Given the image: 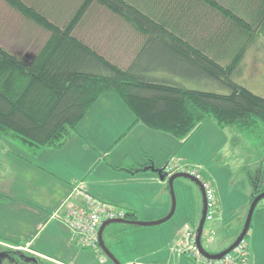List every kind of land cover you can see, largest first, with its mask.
<instances>
[{"label":"trees","instance_id":"1","mask_svg":"<svg viewBox=\"0 0 264 264\" xmlns=\"http://www.w3.org/2000/svg\"><path fill=\"white\" fill-rule=\"evenodd\" d=\"M3 1L49 32L37 51L26 49L18 55L0 46V137L31 153L60 146L74 136L79 121L105 94L115 95L132 113L130 127L142 123L178 139L189 137L207 117L220 127L232 126L257 138L264 133V95L246 85L244 63L264 28V0L259 26L253 29L225 0H193L242 25L245 33L232 46L222 36L210 38L209 30L205 35L190 34L184 20L192 0L181 12L183 0H170L169 21L157 6L151 5L152 13L143 0H81L62 26L23 0ZM93 3L142 36L125 65L114 63L75 35V27ZM205 85L210 89H202ZM142 167L168 177L163 169ZM259 181H250L249 205L264 192ZM261 206L264 198L254 211ZM125 219H133L131 212L126 211Z\"/></svg>","mask_w":264,"mask_h":264},{"label":"rangeland","instance_id":"2","mask_svg":"<svg viewBox=\"0 0 264 264\" xmlns=\"http://www.w3.org/2000/svg\"><path fill=\"white\" fill-rule=\"evenodd\" d=\"M23 1L47 16L49 21H52V23L59 26H62L67 22L81 2V0ZM188 1L189 0H183L181 6L182 9L179 8L180 10H177L181 12L188 7V5L190 6V8L186 10L188 19L184 20L189 25V28L192 29L190 30V34L205 35L207 34V30H209L210 33H212L210 38H214L215 35L222 36L228 42H231L229 44L232 46L234 44L233 42L245 33L242 25L233 20L222 17L219 13L210 9L202 2H195L192 0V3L187 5ZM225 1L232 9L236 12H240L242 16L246 17L243 22H246V25L251 29L259 26L258 22L261 17L260 11L262 0ZM143 2H146L149 6L152 5L155 8L157 6L158 9L163 11L162 16L167 18V20L170 19V10L173 7V2L170 5V0H143ZM152 6L150 11L153 13ZM241 11H244L245 14H242ZM248 14L251 16L248 17ZM177 18H179V16H177ZM185 26L186 25L183 24L184 28ZM75 28L74 33L78 38L118 65H125L127 63V56L130 57L131 54H133V51L138 45H140L142 38L140 34L130 25L125 23V21L118 16L111 14L105 7L96 3H93L89 7ZM48 36L49 32L46 29L36 25L33 21L24 18L19 12L7 5L6 2L0 0L1 47L9 49L11 52H18V55H21L26 49L32 51L39 50ZM256 38L255 51H249L244 58L248 73V75H245V79H247L245 82L252 91L264 95V62H262L264 61V28L263 30H259ZM128 46H130L129 49H127ZM207 84L211 83L207 82ZM205 88L210 89V86H202V89ZM213 89H215L214 86ZM103 98H105L102 99V102L104 103L109 98H115L120 102V99L113 94H105ZM101 113L97 116L98 125L93 123V121L83 119L86 115L82 118L83 120L81 119L82 121L80 120L81 122L79 121L80 129H87V137H83L85 141L77 140L73 143V150L67 149L70 144L68 141V145L63 146L59 150L44 148L39 155L36 154L32 156L26 151L21 152V155H27V158L32 164L51 162L52 167L50 171L53 168L56 172L64 173L67 171L65 169L66 167H71L72 170H76L81 166V162L86 159L85 154L82 152L87 149L91 150L94 147H101L95 148L100 154L96 151H93L95 153L91 154L93 163L101 161L100 163L104 162L106 164H113L118 163L114 157H106L107 159L105 158V160L104 157L105 155L110 154L108 153L109 150H115L117 145L123 144L124 147H131V150H133L134 147L139 148L142 144L149 146L150 148H152L155 143H158L159 146L165 144L163 143V136H165V134L161 133V131H151L146 128L147 126L142 127L141 129L135 127L126 135L120 136L133 119L127 120V123L116 122L117 124L113 125L110 122L112 116L107 115L104 117L103 114L102 118ZM113 119H116L115 115L113 116ZM215 126L214 120L211 117L205 118L201 123L200 128L192 132L191 137L180 147V150L176 152L179 156H186L189 158L192 161L191 163L194 164L192 168L198 170L201 173L202 179L209 184H211V182L205 178L201 170L205 173H210L218 189V191H216L212 185H210L213 192H217V198H220L221 204H219L215 196L216 208L213 213V218L211 221H205L201 238L202 246L209 252L220 251V248L225 246L227 242L229 244L230 240L232 242V238L223 241L224 236L217 231V227L222 225L221 227L229 232L238 225L236 227L238 234L235 236L234 240L241 232L249 208L248 194L250 187L248 186V181L260 180L259 184L264 185V145L262 142L264 139V133L261 132V137L257 138L248 131H239L232 126L226 127L225 129ZM259 129H261V127ZM173 137L171 145H174L175 150L176 148L178 150L179 146H177V143L175 142L178 138ZM0 140H4L8 146L12 145L13 147L9 149L7 146L2 149V152L5 150L7 153V162L6 160L3 162L6 163L4 165L5 171L2 170L0 173H3V176H5L7 180L4 183H0V194L3 196L22 197L27 199L28 187L32 188L34 193L37 192L35 190L41 191L42 188L47 187L45 181L47 176L43 177V175L33 174L31 172L33 165L28 162L21 165L22 163H20L17 156H14L12 159L11 153L19 152L21 150L19 148H14L15 144H18V142L12 141L15 143L14 144L3 137H0ZM72 140H76V138ZM170 148L171 146L168 143L167 150ZM73 153L75 157L73 156L72 159L70 156ZM46 154H48L50 158L44 161ZM10 159L13 160L14 164L10 165ZM64 160H66L67 163H63ZM183 160L184 159H181L182 164L189 165ZM18 163L20 165H18ZM65 163L66 166H64ZM241 164L243 165L241 166ZM248 168L252 169L250 174H247L249 170ZM51 173L57 175L55 172ZM51 176L50 179L53 181ZM180 180L192 186L194 190L193 195L197 199L198 205L201 206L202 200L198 187L189 180ZM78 182L80 181H74L77 185L73 188L72 193L69 196L76 198V200L80 196L79 194H76V187H79ZM178 186L177 181H175L174 191L177 206H180L181 203L188 204L189 199L187 201L180 199L182 197V192L180 193ZM167 189L169 190L168 184ZM168 194L170 195V192ZM1 201H3V203L0 204V238L5 239L6 242L0 240V264H113V262L103 253L101 248L98 251L101 254L99 255L98 252L93 249L81 247L74 241L69 229L65 234H61L60 231H57L54 228L55 225L52 223H49L48 225L46 224L43 227L40 225L36 228L39 221L36 220V218L34 220L33 218L31 219V217L24 211L16 208L17 202L12 200ZM35 202L37 203L36 205H41L39 201L35 200ZM67 205L68 199L64 202V206L67 207ZM170 208L171 203L168 212L161 218H164L169 213ZM53 214L54 212L50 214L48 218L51 217L54 220L56 217L54 218ZM199 217L200 216L182 219L180 218L178 207L177 212L164 223L152 226H133L144 230L143 233H139V235L138 233H135L136 238H128V236H125L126 231L132 225L122 223H112L106 226L102 238L106 247L110 243L117 244V249H119L118 256L116 257L114 255L117 260L121 258H129L132 260L134 258V261L127 262L126 264L142 262H146V264H161L165 263V255L162 254L163 252L161 249L165 246L170 232L174 231L173 227L176 220L181 219L179 224L183 229L188 226L195 230L196 233L200 219ZM161 218L150 221H156ZM251 224L249 232L245 236L243 242L246 243V246L249 243V246L252 248L253 240L251 234L254 233V239L256 242L263 243L261 245L263 257L257 261V264H264V235H262L264 224L263 226L260 225L257 227L254 225V219L251 220ZM215 230L216 233H214ZM37 233L39 235L37 241L35 240L31 244L28 243L31 236H35ZM177 239L178 238L175 239L173 246L177 242ZM45 242H48L47 246H44ZM22 244L24 247L19 246ZM23 248L30 249L25 250ZM33 250L38 253L41 252L42 254H47L50 257L43 256L39 259L38 256L30 253V251ZM246 250L248 252V248H246ZM139 254L140 256L136 257V255ZM181 255L185 258L186 264L192 263L189 255L184 253ZM50 259H54L56 263H52ZM123 259L121 260L123 261ZM170 263L183 264L182 261H177L175 258H172Z\"/></svg>","mask_w":264,"mask_h":264},{"label":"crops","instance_id":"3","mask_svg":"<svg viewBox=\"0 0 264 264\" xmlns=\"http://www.w3.org/2000/svg\"><path fill=\"white\" fill-rule=\"evenodd\" d=\"M129 47L130 46H128L127 49H129ZM134 51H133V54H134ZM133 54H131L130 57H132ZM127 57L126 58L129 60L130 57L129 56ZM104 96L105 95H103L93 105L91 110H89V112L86 114V116L83 119H88L98 125L97 116L103 111L101 113L102 118H103V114H104V117H106L107 115H111L112 117L110 119L111 120L110 122L113 125L117 124L116 122L127 123L128 122L127 120L129 119L134 120L132 113L124 106V104H122L121 100L120 102H118V100H116L115 98H109L104 103L102 102V99H105L103 98ZM114 115L116 119H113ZM132 121L129 123V126L131 125V123H133ZM80 122L77 124V133L74 136L66 140L60 146L49 147V148L59 150L63 146H66L68 145V143H70L67 149L73 150V143H75L77 140L85 141L83 137H87V129L86 128L80 129ZM143 125L144 124L142 123H136L130 128L128 126L126 130L120 136H123V134L126 135L127 133L132 131L135 127H139L138 129H141L142 127H146ZM214 125H216L217 127L221 129H225V128L220 127L215 121H214ZM146 128L151 131H155L148 127ZM198 128H200V126ZM161 133L165 134V136H163L164 137L163 143L165 144H161V146H159L158 143H155L153 144L152 148H150L149 146H145L144 144H142L139 148L134 147V149L131 150V147H124L122 144V145H117L115 150L113 151L109 150L108 153L110 154L105 155L104 160L106 157L108 158L114 157L118 163L106 164L104 162L100 163L101 161H96L95 163H93V160L91 159V154L95 153L93 152V151H96L95 148H101L100 146L94 147L91 150H88V149L84 150L82 153L85 154L86 159L81 162V166L77 168L76 170H72L71 167L69 168L66 167L65 169L67 171L64 173L56 172L53 168L50 171L52 167L51 162H44L43 164H40V163L32 164L31 161L27 158V155H21L22 154L21 152L23 151L28 152L32 156L36 154L39 155L41 150L44 148H42L38 153L33 154L28 150L27 147L19 143L15 144L14 142L10 141L15 144L14 148L21 149L19 152L11 153L12 159L14 156H17L20 160V163H22L21 165L27 162L32 164L33 167L31 168L32 169L31 172L33 174L35 175L37 174L41 176L43 175V177L47 176L45 178L47 187L42 188L41 191L35 190L37 191L36 193L33 192L32 188L28 187L27 189L28 198L27 199H24L22 197L18 198V197H10V196L2 195V198H0V204L3 203V201L1 200H5V201L12 200L14 202H17L16 208L24 211L27 215L31 217V219L33 218L34 220L36 218V220L39 221L36 228H38L40 225H42L43 227L46 224L48 225L49 223H52L55 225L54 228L57 231H60L61 234H65V232L68 231V228L63 223V221L59 220V218L56 219L54 216L53 217L55 219L53 220V218L51 217L48 218V216H50V214H52L53 212L54 213L60 212L62 214L65 210L64 202L67 199H68V202L76 200V198L69 197V196L72 193L73 188L77 185V183H74V181L79 180L80 182H78V186L80 189H82L85 192L90 193L91 195H93L94 197L98 199L111 203L119 208L124 209L125 211L131 212L133 216V219L131 220L150 221V220L161 218L168 212L169 206L171 203V197L168 194L169 190L167 189V181H166L167 178H165V180H162L158 172L148 167L146 169L145 168L143 169L142 166L147 165L150 167L151 166L155 167L157 169H163L171 156L181 157L182 159H184L183 161H185L191 167L194 166V164L191 163L192 161L189 158H187L186 156L184 157L179 156L176 153L177 151L180 150V147L191 137V135L187 137L186 139H178V140L176 139L175 142L177 143V146H179V149L177 150L176 148L175 150L174 145L173 146L171 145L173 136L166 132L161 131ZM74 138H76V140H72ZM168 143L171 146L169 150H167ZM7 146L8 145L6 144L4 140H0V172L4 170V165L6 164L3 162L5 160L7 162V153L5 152V150L2 152V149L6 148ZM8 148L10 149L13 147L12 145H10L8 146ZM73 156H74V153L70 156V158L73 159ZM49 158H50L49 155L46 154V156L44 157V161L48 160ZM64 162L67 163L66 160H64L63 163ZM66 163L64 164V166H66ZM11 164H14L13 160L10 161V165ZM18 165L20 164L18 163ZM119 165L120 166L124 165V168H118L117 166ZM242 165L243 164H241V166ZM251 171L252 169L250 168L248 170V173L247 172L246 173L250 174ZM51 172H55L57 175H53V173ZM201 172L205 176V178L211 182L210 185H212V187L216 191H218L216 183L213 180L210 173H205L203 170H201ZM3 175H4L3 173H0V183H4L7 180V178ZM50 176L53 178V181L50 179ZM175 181H177L179 185L178 187H179L180 193L182 192L181 195L183 198L181 197L180 199H184L185 201L189 199V203L188 204L181 203L180 206H177V203H176L174 214L177 212L178 207H179V215H180V218L182 219L200 216L201 210H202V202H201V206L198 205L197 199L193 195L194 190L192 186L190 184L189 185L186 184L185 182L181 180H175ZM248 186L250 187L249 194H248V202H249L250 193H251V186H250L249 181H248ZM215 193L214 194L216 196L217 201L219 202V204H221L220 198H217L218 197L217 192ZM35 200L39 201L41 205L40 206L36 205L37 203L35 202ZM252 216H253L252 220L254 219V225H256L257 227H259L260 225L263 226L264 206H261L256 211H254ZM180 220L181 219L176 220V223L173 227L174 231L170 232L165 246H163V249H161L163 252L162 254L165 255L164 257L165 263H161V264H169L172 258H175L177 261H182L183 264H186L185 258L183 257V255L177 254L173 246L175 239L180 237L182 233L183 227H180V224H179ZM221 226L217 227L218 228L217 231L223 234L224 236L223 241H227L232 238V242H233L235 236L238 234V231L236 230V227L238 225H236L235 228H233V230L229 232L225 231L223 227ZM143 231L144 230H141L138 227L130 226L128 230L126 231L125 236H128V238L130 237L136 238L135 233H138L139 235V233H143ZM214 233H216V230L214 231ZM262 235H264V231L262 232ZM38 236H39L38 233L35 234V236H31V239L28 241V243L31 244L35 240L37 241ZM132 236H135V237H132ZM251 237L253 240V247L251 248L249 246V243L247 244V248H248V263L247 264H257V261L260 260L261 257H263V252L261 251V245L263 243L256 242V240L254 239V233L251 234ZM0 240L3 242H6L5 239L0 238ZM232 242L230 240V244ZM47 243L48 242H45L44 246H47ZM228 244L229 243L227 242L225 246H222V248H220V251L227 248L230 245ZM21 246L24 247L23 244ZM107 247L113 255H115L116 257L118 256L117 254H118L119 249H117V244L110 243ZM23 249L26 250L30 248H23ZM220 251H212L211 253H217ZM30 253L38 256L39 259H41L43 256L50 257L47 254H44V253L42 254L41 252L38 253V252H35L34 250L30 251ZM156 254H157V251H156ZM137 256H140V254L136 255V257ZM121 259H119L118 261L123 264L134 261V258L132 260L129 258L123 259V261ZM50 260L52 261V263H56L54 259H50ZM142 263L146 264V262H142Z\"/></svg>","mask_w":264,"mask_h":264},{"label":"built area","instance_id":"4","mask_svg":"<svg viewBox=\"0 0 264 264\" xmlns=\"http://www.w3.org/2000/svg\"><path fill=\"white\" fill-rule=\"evenodd\" d=\"M181 159L182 158L178 156H171L164 166L163 171L167 176L176 172H185L201 182L206 200L205 221H211L216 208L215 194L210 184L202 179L201 173L198 170H194L190 165L182 164ZM76 188V194L80 195L78 199L75 202L69 201L62 214L55 212L53 216L64 222L69 231H71L76 243L83 248L93 249L98 252L100 249L98 231L101 224L108 220L125 219L126 211L94 197L79 187ZM195 236V230L186 226L182 230L181 236L178 237L177 242L174 244V249L178 254L184 253L190 256L192 261L191 264L248 263V252L245 242H240L232 251L219 259H208L199 252L196 246ZM98 254L101 255L99 252Z\"/></svg>","mask_w":264,"mask_h":264},{"label":"water","instance_id":"5","mask_svg":"<svg viewBox=\"0 0 264 264\" xmlns=\"http://www.w3.org/2000/svg\"><path fill=\"white\" fill-rule=\"evenodd\" d=\"M159 175H160L162 180H165V176H162L161 174H159ZM177 179L178 180L179 179H186V180L193 182L198 187L200 194H201L202 210H201L199 223H198V226L196 229V246H197L199 252L201 253V255H203L205 258H208V259H219L223 255L232 251L240 242H242L244 240V237L246 236V234L249 230L250 224H251L253 212L257 206V203L262 198H264V192L255 196L254 199L252 200V202L250 203L243 228H242L241 232L239 233V235L236 237V239L224 250L217 252V253H211V252H208L207 250H205V248L201 244V236H202V232H203V227H204V223H205V214H206V200H205L203 186H202L201 182L199 180L195 179L193 176H191L185 172H176V173H173L172 175H170L169 177H167V184H168L170 197H171V208H170L169 213L164 218H161V219L156 220V221H138V220H131V219H114V220L105 221L101 224L99 231H98L99 247L101 248L103 253L113 262V264H121V263L115 258V256L110 252V250L105 246V244L103 242L102 235H103V231L106 228V226H108L109 224H112V223H122V224H127V225H132V226H152V225H159V224L164 223L165 221L169 220L173 216V214L175 212V207H176L174 181Z\"/></svg>","mask_w":264,"mask_h":264}]
</instances>
